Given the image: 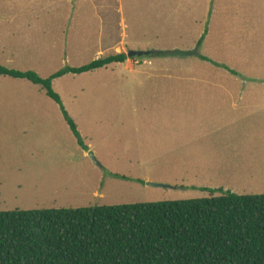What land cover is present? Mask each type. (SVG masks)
I'll list each match as a JSON object with an SVG mask.
<instances>
[{
    "label": "rangeland",
    "instance_id": "rangeland-1",
    "mask_svg": "<svg viewBox=\"0 0 264 264\" xmlns=\"http://www.w3.org/2000/svg\"><path fill=\"white\" fill-rule=\"evenodd\" d=\"M204 35L211 61L149 54L56 78L85 145L40 85L0 76V211L264 193V114L232 127L240 151L213 94L264 90V0H0V64L43 78L98 49L191 51Z\"/></svg>",
    "mask_w": 264,
    "mask_h": 264
},
{
    "label": "trees",
    "instance_id": "trees-1",
    "mask_svg": "<svg viewBox=\"0 0 264 264\" xmlns=\"http://www.w3.org/2000/svg\"><path fill=\"white\" fill-rule=\"evenodd\" d=\"M204 39L191 51L150 55L208 61L199 51ZM128 58L126 52H114L47 78L0 64V75L40 85L61 104L74 135L85 145L53 81ZM0 264H264V193L216 195L212 190L209 197L193 199L0 211Z\"/></svg>",
    "mask_w": 264,
    "mask_h": 264
},
{
    "label": "crops",
    "instance_id": "crops-1",
    "mask_svg": "<svg viewBox=\"0 0 264 264\" xmlns=\"http://www.w3.org/2000/svg\"><path fill=\"white\" fill-rule=\"evenodd\" d=\"M102 52H103L102 50L100 51V49H98L95 57L99 58L102 55H105V52L104 53ZM121 52H125V51H121ZM129 58L125 63H119V64L124 66L128 65V61L130 60ZM147 63L149 64L150 61L146 60L145 64ZM0 76H7V75H0ZM15 79H20V78H15ZM22 80H26V79H22ZM213 94H214V98L216 99L215 102L216 105H219L222 108L229 107L227 108L229 110L228 114L225 113L221 115L219 114V116L217 117L215 115L214 117L216 121L215 125L218 127L216 128V130H220V131L225 130L224 137L229 140V145L233 141L232 146L239 147L241 151L247 145L246 143L247 139L237 138L236 133L232 131V127L238 124H243L245 127V125L247 124V128H248L249 124H255L261 122V119L257 116L264 114V90H223V91H217ZM209 96L211 97V95ZM235 153L236 150L228 152L229 160L239 165L241 159L240 157H238V154Z\"/></svg>",
    "mask_w": 264,
    "mask_h": 264
},
{
    "label": "water",
    "instance_id": "water-1",
    "mask_svg": "<svg viewBox=\"0 0 264 264\" xmlns=\"http://www.w3.org/2000/svg\"><path fill=\"white\" fill-rule=\"evenodd\" d=\"M150 53L149 52H146V51H136V50H130L128 53H127V55H128V57H136V56H138V57H142V56H146V55H149ZM92 157H94V155L92 154ZM150 184H152V185H157V184H153V183H150ZM163 186H165V185H163Z\"/></svg>",
    "mask_w": 264,
    "mask_h": 264
}]
</instances>
